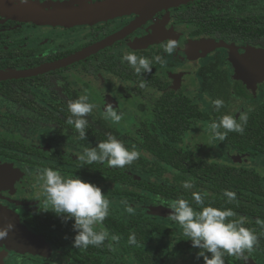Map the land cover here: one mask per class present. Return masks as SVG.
<instances>
[{"label":"flooded vegetation","instance_id":"flooded-vegetation-1","mask_svg":"<svg viewBox=\"0 0 264 264\" xmlns=\"http://www.w3.org/2000/svg\"><path fill=\"white\" fill-rule=\"evenodd\" d=\"M28 3L71 20L41 26L0 16V73L72 62L0 81V229L19 222L31 236L29 250L0 240V264H204L168 218L180 198L201 210L192 192L205 206L231 209L236 215L226 222L243 217L258 237L247 264H264V228L256 222L264 220V0H173L146 11L133 0ZM170 38L172 54L163 50ZM127 52L152 59L151 73L137 75L121 63ZM82 95L96 105L83 140L66 123L68 101ZM216 98L224 100L219 112L211 104ZM108 105L122 115L119 123L105 118ZM242 112V134L213 138L211 122L222 115L238 120ZM109 133L139 158L124 168L82 165L77 156ZM44 168L100 187L110 206L97 230L120 241L74 248L73 221L62 223L41 195ZM189 178L195 186L185 190L181 182ZM225 190L236 199L229 202ZM132 233L135 244L128 243Z\"/></svg>","mask_w":264,"mask_h":264},{"label":"clouds","instance_id":"clouds-1","mask_svg":"<svg viewBox=\"0 0 264 264\" xmlns=\"http://www.w3.org/2000/svg\"><path fill=\"white\" fill-rule=\"evenodd\" d=\"M95 4L96 0H89ZM20 4L28 3V0H19ZM176 48V41L169 39L163 46L164 52L172 54ZM163 57L157 55L154 61L159 63ZM127 62L137 75L151 73L153 60L135 53L127 52L122 55L121 63ZM60 84V82H58ZM141 87H144L143 83ZM211 104L217 112L224 107V100L216 98L211 100ZM68 111L71 115L66 123L74 126L80 139H86L85 129L88 126L87 116L96 107L89 102L87 95H82L75 100L68 101ZM105 118L119 123L122 115L114 110L112 105L105 109ZM247 112H242L238 120L231 115H222L218 120L211 122L210 131L214 139L223 142L228 132L243 133L244 126L247 124ZM225 131L221 132L220 130ZM140 153L135 149L129 150L124 143L112 134H107V139L98 143L96 147L84 148L83 153L77 158L81 164H92L94 162L107 163L112 168H124L131 165L139 158ZM38 180L40 183L41 195L45 198V204L50 205L52 212L60 217L62 223L73 221L72 229L75 232L73 238L74 248L87 249L89 246L100 248L109 240L107 247H112V241L119 242V235L110 234L105 228H99L109 215L110 201L102 193L100 187L81 180L77 176L64 177L58 170L44 168L40 170ZM185 190L194 188V181L189 178L181 182ZM224 196L231 202L236 199L233 191H224ZM193 200L200 206V211H195L185 199H177L170 204L172 210L168 218L183 230V235L191 241L192 247L200 249L197 258H203L204 264H225V255L234 256L238 260L248 262L245 253H251L254 246L258 243V237L254 230L245 227V219H238L226 222L227 218L234 217L236 214L231 209H220L211 205L205 206L204 198L199 192H192ZM126 210L132 213L134 209L122 201ZM257 224L264 228V220L257 219ZM14 225L9 223L0 229V240L6 239ZM129 244L136 243L134 233L129 235ZM206 253H210L211 256Z\"/></svg>","mask_w":264,"mask_h":264},{"label":"water","instance_id":"water-1","mask_svg":"<svg viewBox=\"0 0 264 264\" xmlns=\"http://www.w3.org/2000/svg\"><path fill=\"white\" fill-rule=\"evenodd\" d=\"M173 0H133V7L141 11H146L148 9H153L157 7H162L167 5ZM0 16L18 20L21 22H29L36 25H65L71 20L70 15L64 14V12H50L44 11L40 6L34 3L20 4L19 1L15 0H0ZM72 60L60 62L54 65L45 66L39 68L38 70L32 72H25L19 74L12 73H0V81L7 78H19L24 76H29L32 74H40L49 69H55L57 67L71 63ZM15 230L17 232L14 235ZM13 245H16L21 249H30L31 236L25 227L15 223V227L7 236Z\"/></svg>","mask_w":264,"mask_h":264},{"label":"trees","instance_id":"trees-1","mask_svg":"<svg viewBox=\"0 0 264 264\" xmlns=\"http://www.w3.org/2000/svg\"><path fill=\"white\" fill-rule=\"evenodd\" d=\"M263 145H264V139H262V142H261ZM185 175H187L188 173H184ZM189 175H192V173H189ZM201 175L203 176V178H205V173H201ZM205 175V176H204ZM227 176V177H226ZM226 176H223V178L225 179V178H231V174L230 173H228V174H226Z\"/></svg>","mask_w":264,"mask_h":264}]
</instances>
